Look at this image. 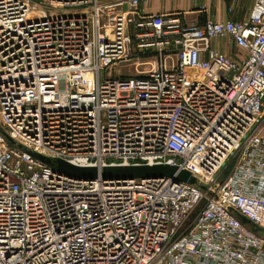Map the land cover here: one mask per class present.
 <instances>
[{"label":"built area","instance_id":"obj_1","mask_svg":"<svg viewBox=\"0 0 264 264\" xmlns=\"http://www.w3.org/2000/svg\"><path fill=\"white\" fill-rule=\"evenodd\" d=\"M151 1L0 0L11 139L74 165L167 163L196 179H73L0 132V264H264V0L202 22L144 12ZM220 1L234 13L242 0ZM134 57L154 60L114 75Z\"/></svg>","mask_w":264,"mask_h":264},{"label":"water","instance_id":"obj_2","mask_svg":"<svg viewBox=\"0 0 264 264\" xmlns=\"http://www.w3.org/2000/svg\"><path fill=\"white\" fill-rule=\"evenodd\" d=\"M0 132L7 138L9 143L22 149L30 156L41 163H44L67 177L78 180H132V179H170L171 182H188L195 183L196 179L185 169H179L176 165L167 163L160 164H141V165H107L100 168L96 166H79L60 158H52L37 153L11 139L8 134L1 128ZM238 217L243 224H248L253 231H263L262 228L254 226L248 218L239 215Z\"/></svg>","mask_w":264,"mask_h":264},{"label":"crops","instance_id":"obj_3","mask_svg":"<svg viewBox=\"0 0 264 264\" xmlns=\"http://www.w3.org/2000/svg\"><path fill=\"white\" fill-rule=\"evenodd\" d=\"M202 4L208 6V13L200 11L199 7ZM240 4L243 6L242 10H240ZM235 6V12L228 13L226 11L227 3L220 0H152L147 5H141L143 11L146 13H178L185 21L196 22H202L209 16L218 20H224L227 18L240 19L249 11L251 7V5L246 7L241 1L235 3ZM211 47L219 52H223L233 59H237L241 53L243 54V52L233 46L229 39L214 38L211 41Z\"/></svg>","mask_w":264,"mask_h":264},{"label":"rangeland","instance_id":"obj_4","mask_svg":"<svg viewBox=\"0 0 264 264\" xmlns=\"http://www.w3.org/2000/svg\"><path fill=\"white\" fill-rule=\"evenodd\" d=\"M30 1H38V0H30ZM243 5L246 7L250 6L252 1L251 0H242L241 1ZM154 58V57H153ZM154 59H151V57H141L138 63H136V57L132 58V60L124 65H117L114 69V75L116 76H132L137 75L138 71H144L146 69H149L152 64L147 63L151 62ZM170 59H168V63H170ZM144 62V64H142ZM150 64V65H149ZM233 164V161H229L228 165L225 166V168L220 171V173L217 175L215 179V185L219 184L221 180L224 178V176L229 172ZM194 213L191 214V217H193ZM262 233V232H261Z\"/></svg>","mask_w":264,"mask_h":264}]
</instances>
